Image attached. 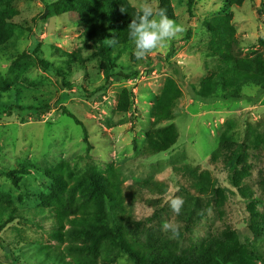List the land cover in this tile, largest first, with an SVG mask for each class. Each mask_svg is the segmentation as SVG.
I'll return each instance as SVG.
<instances>
[{
	"label": "rangeland",
	"instance_id": "1",
	"mask_svg": "<svg viewBox=\"0 0 264 264\" xmlns=\"http://www.w3.org/2000/svg\"><path fill=\"white\" fill-rule=\"evenodd\" d=\"M128 1L135 9L141 3L158 6V0ZM170 1L173 20L185 31L142 60L135 58L132 41L105 43L114 38V28L102 33L90 0L0 5V16L17 26L0 49V202L20 211L0 230V241L10 247L8 252L0 247V264H45L40 260L43 249L69 242L55 232L53 203L63 201L75 182L79 192L99 198L98 184L112 175L132 201L117 212L116 220L138 251L173 256L207 249L216 264H262L264 193L254 199L246 195L264 185V89L244 86L242 99H203L195 92L207 76L225 67L221 54L226 48L210 27L213 17L229 16L238 41L233 52L250 58L259 54L264 60V0L240 5L193 0L190 13L188 0ZM102 38L108 64L116 66H108V81L99 66ZM39 58L50 67H42ZM168 81L180 96L172 118L156 122V101ZM12 103L20 107L8 109ZM45 104L49 110L43 114L28 109ZM170 126L177 134L175 143L154 155L146 152L153 136ZM223 134L249 147L235 177L244 196L223 167ZM184 165L190 174L175 169ZM188 178L208 188L197 201L182 189ZM173 197L184 200L179 215L169 206ZM165 222L180 225V235L170 239L162 230ZM93 264L131 260L120 251L100 254Z\"/></svg>",
	"mask_w": 264,
	"mask_h": 264
},
{
	"label": "trees",
	"instance_id": "2",
	"mask_svg": "<svg viewBox=\"0 0 264 264\" xmlns=\"http://www.w3.org/2000/svg\"><path fill=\"white\" fill-rule=\"evenodd\" d=\"M12 0H0V5ZM68 0H62V2ZM229 3L240 5L244 0H226ZM89 5L95 9V16L101 20V31L106 32L107 28H114L115 43L125 45L131 40L128 38V25L132 17L135 16L136 9L128 0H90ZM193 0H188L187 10L190 13L193 6ZM55 8L58 5L55 4ZM166 9L170 18H174L173 8L170 0H158L156 9ZM58 11V10H57ZM111 22L107 27L105 22ZM228 15L216 16L211 19L210 27L216 37V40L225 46L226 51L221 54L225 67L223 70L207 76L201 83L195 95L199 98L210 99L221 97L222 99H242V88L248 85H255L264 89V60L261 55L253 57H242L236 51L233 52L232 45L237 44L234 36L233 26L230 24ZM17 29L12 18L0 16V49H3L8 41L13 37ZM97 51L101 57L99 63L103 71L105 81L110 78L109 67H116L114 64H108L107 48H105L103 38L99 39ZM170 54L173 48H170ZM168 54V55H170ZM39 63L47 69L51 64L46 60L39 58ZM180 96V90L173 81L165 83L158 95L155 105V121L163 122L170 120L173 115L175 101ZM16 104H9L8 109L19 108ZM27 109V108H26ZM43 114L49 110V105L39 107H30ZM62 114L72 118L76 124L83 125L80 120L72 114L67 108H61ZM86 134V129H84ZM176 131L173 126L161 131L153 136L147 143L145 151L151 155L167 150L176 141ZM220 150L226 152L224 156L223 167L229 173V180L233 187L238 188L242 195L244 192L237 183L236 171L243 164L245 154H247L248 145L243 142H235L232 137L223 134L220 137ZM249 148V147H248ZM176 170H183L190 174L191 170L188 165L177 166ZM11 179L16 177L13 173L7 174ZM97 185V182H96ZM99 198H91L78 189V183L69 185L65 192L63 201L56 200L53 203L56 229L55 232L61 237L66 236L68 243L63 248L54 247L48 250V247L41 252L40 260L43 263L50 264H93L96 257L100 254H112L123 252L131 260V264H216L211 258L207 249L196 250L187 255H164L158 250L155 251H138L134 248L127 237L120 223L116 220V214L123 210L125 203L130 204L124 189L116 181V176L105 177L99 184ZM182 189L193 196L197 201L198 196L208 192L207 186L198 183L194 179H186L181 183ZM62 187V185H61ZM155 190L157 187L154 188ZM227 191V188L225 189ZM78 193V194H77ZM131 194V192H129ZM264 193V185L254 187L246 195L250 199ZM130 195L129 198H131ZM55 198V197H54ZM54 200V199H53ZM157 211L161 210L156 206ZM20 211L14 205L0 202V230L14 218L19 216ZM110 220L113 221L110 224ZM72 240H80L72 242ZM0 247L4 251H9L8 243L0 241ZM262 264L264 258L260 257Z\"/></svg>",
	"mask_w": 264,
	"mask_h": 264
},
{
	"label": "clouds",
	"instance_id": "3",
	"mask_svg": "<svg viewBox=\"0 0 264 264\" xmlns=\"http://www.w3.org/2000/svg\"><path fill=\"white\" fill-rule=\"evenodd\" d=\"M128 38L134 43V56L137 60L144 59L152 50L163 42L176 38L178 33L185 31L182 24L170 18L166 9H154L149 3H141L136 9L135 16L127 27ZM108 45L114 44L115 39H106ZM172 211L179 215L184 205L181 197H173L168 202ZM162 230L169 234V238L180 235V225L165 222Z\"/></svg>",
	"mask_w": 264,
	"mask_h": 264
}]
</instances>
